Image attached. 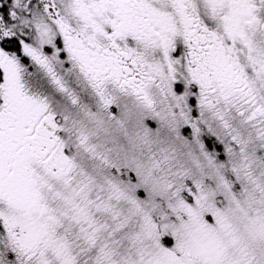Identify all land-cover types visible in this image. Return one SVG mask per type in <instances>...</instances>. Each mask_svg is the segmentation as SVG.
Returning <instances> with one entry per match:
<instances>
[{
    "label": "snow or ice",
    "instance_id": "snow-or-ice-1",
    "mask_svg": "<svg viewBox=\"0 0 264 264\" xmlns=\"http://www.w3.org/2000/svg\"><path fill=\"white\" fill-rule=\"evenodd\" d=\"M0 264H264V0H0Z\"/></svg>",
    "mask_w": 264,
    "mask_h": 264
}]
</instances>
